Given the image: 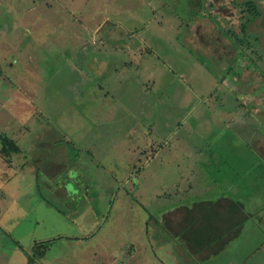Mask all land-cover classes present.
Segmentation results:
<instances>
[{
  "label": "rangeland",
  "instance_id": "rangeland-1",
  "mask_svg": "<svg viewBox=\"0 0 264 264\" xmlns=\"http://www.w3.org/2000/svg\"><path fill=\"white\" fill-rule=\"evenodd\" d=\"M228 88L257 126H229ZM263 122L264 0H0V149H23L0 181V264H262ZM224 195L262 208L198 257L179 213Z\"/></svg>",
  "mask_w": 264,
  "mask_h": 264
},
{
  "label": "crops",
  "instance_id": "crops-1",
  "mask_svg": "<svg viewBox=\"0 0 264 264\" xmlns=\"http://www.w3.org/2000/svg\"><path fill=\"white\" fill-rule=\"evenodd\" d=\"M120 23H121V21L113 22V25H114L113 29L122 27V25H120ZM212 27L209 26V29H214V27L213 28ZM128 28H129V32H131L132 28L131 27H128ZM197 28L198 29L201 28L199 23H198ZM126 29H127V27H126ZM157 31L160 32V34L162 35V37H160V39H161L160 44H163V31L161 29H159ZM198 34L196 33V37L198 36ZM193 37L195 38V34L191 38V40L194 41V42H192L194 49L196 51L198 50V51H200L202 53V50H201V47H200L201 38L198 37L197 39H194ZM104 43H106V42H104ZM222 43L223 42L221 41L220 43L215 44L216 45L215 47L219 46V44H222ZM112 50H115L114 52H112L113 55H114L112 60L115 59V60H118V62H119V59H121V58H123V59H121L119 64L115 62L113 64V67H111L109 72H110V74H113V73H115L114 72V69H115L116 72L124 74V72L129 70V67L133 66V63L131 64V62L134 61V58L132 59V61L131 60H129V61L125 60V57L122 56V52H124V51H122V50L117 51L115 46L113 47ZM131 50H133V53L134 52L136 53L135 48H132ZM141 52H142V55H143V50H141ZM203 54L207 55L208 53L204 52ZM145 55H144V57H146ZM203 57L206 58V56H203ZM94 61H95L96 64H95V67H94V69L92 71H95L94 73H95L96 76H101L102 74L104 75V73H106L107 70H108L107 69V70L104 71V67H105L106 63H108V62L105 59H102V60L99 61L98 58L96 60H94ZM122 63H124V64L126 63L127 68L119 71L118 67H119V65H122ZM146 79L149 82L152 81V77H147ZM242 96L244 97L243 94H242ZM234 97H235V94H233V92L229 88L227 90H222L220 92H216V98L219 99V100H216V101L219 102L220 109L223 108L222 110H229V111L236 110V111H239L236 114V115H238V118L235 117L236 119H234V118L230 119L229 126L233 125L234 123H236L238 121H241V120H242V122H244V124H246L247 121H249L250 124L257 125V122L260 121L259 118L246 117V115L244 116V111H242L243 106H240V109H236L237 105H230L229 104L228 106H221V105H227V104H225V102L227 100H228V102L230 100H235ZM237 100L239 101V98ZM244 108H245V106H244ZM251 109L254 110L253 107H251ZM251 109L248 110V111L250 112ZM201 118H202L201 120L199 118V120L196 122L200 126L202 124L204 125V122H210V117L201 115ZM223 120L224 119H221V122L224 124ZM225 120L227 121V124H228V120L227 119H225ZM16 144L18 145L20 150L12 152V154H9V155L8 154L7 155L4 154L3 151H1L2 149H0V181L1 182L4 181V179L2 177V176H4L3 173L9 172L10 174L13 175L14 172L9 171V169H16V168H14L12 166L10 167L9 166L10 164L8 163V161L11 158L13 159L15 155H19V154L23 153V149L21 148V145L18 144L17 142H16ZM186 152L189 153L190 151H186ZM247 172H248L247 170L244 171V182L248 186L249 182L246 180V177H245ZM7 182H9L8 177L5 178V183H7ZM66 189H68V188H66ZM244 191H247L246 193H248V190L246 189L245 186H244ZM7 195H8V192H7ZM252 195H253V193H252ZM222 197L223 198L220 201H218V209H219V212L221 214H223L224 216H228V218L227 219L223 218L222 220H220L221 221L220 225L215 226V227H213L210 224L204 223L201 226V229H204V234H202L201 236H198V237H197L196 234H193L191 236L192 240L190 239V244H191V246H193V253L196 256H198V257H201V258L202 257H206L209 254V252H212L214 250L218 251V249L223 248L226 245V242H227L226 239L228 240L229 238H231L233 232H235V236H238V235H240L242 233L243 228H244V235H249L248 234V231H249L248 227H249V222H250L249 220L252 217H254L255 212H260V209L258 207L260 205L261 208H262V204H263V202L260 201L261 198L258 199L257 197H253L252 199H244V202H242V201L240 202L241 206H242L241 211L239 209H237L235 213H231L232 210L230 209V207L235 205L234 201H233L235 199H232L231 197L225 196V195L222 196ZM248 201H252V204H251L252 206L248 203ZM194 208H192V209H194ZM190 210H191L190 207L186 208L184 206L183 210L179 213V221L182 222V228L183 229L188 227V226H191V224H190V220L191 219H194L193 226H196V225L199 226L200 225V220L201 221L203 220V218L201 217L200 212L196 211L198 209H194L193 212H191ZM241 222H243V223L241 224ZM257 226L261 227V226H264V225L258 223ZM176 230H177V234H178L179 233V227ZM263 236H264V234H263ZM216 241L219 244L218 247L215 246V244H214ZM250 245H251V249H252V250H250L251 252H255V253H260L261 251L264 252V240L261 242L259 240V235L258 234H257V240L256 241L252 240V243H250ZM184 262H187V260L184 259ZM192 263H195V262L192 261ZM262 264H264V260H263Z\"/></svg>",
  "mask_w": 264,
  "mask_h": 264
},
{
  "label": "trees",
  "instance_id": "trees-1",
  "mask_svg": "<svg viewBox=\"0 0 264 264\" xmlns=\"http://www.w3.org/2000/svg\"><path fill=\"white\" fill-rule=\"evenodd\" d=\"M255 5V7H254V9H253V13L255 14V15H260L261 14V10H260V8H259V6L258 5H256V4H254ZM244 26V25H243ZM206 28H208L209 29V27H206ZM206 28H204V27H201L200 29H206ZM200 29H198L197 28V34H198V36L197 37H200L201 38V41H202V39L203 38H205V37H202L201 36V30ZM215 29V28H214ZM222 29H223V31L225 30L224 29V27L222 26ZM233 39V38H232ZM217 41H215L214 43L215 44H218V43H216ZM255 69H257V70H260V68L258 69L257 67L255 68ZM242 74H244V73H242ZM252 80H250V82H251ZM254 91H257V90H254ZM251 92H253V91H251ZM239 97H238V95L237 96H235L234 97V99L235 100H233L231 103H229L230 105H237V104H235V101L238 99ZM230 102V101H229ZM228 103V100L225 102V104H227ZM228 104V105H229ZM236 109H240V105H237L236 106ZM245 113H247L246 112V110L244 109V116H245ZM251 126H253V127H255V126H257V125H255V124H250ZM2 151H3V153H5V154H11L13 151H19L20 150V148L18 147V145L16 144V141L13 139V138H10L9 136H3V140H2ZM234 201V206H231L230 207V209L232 210V212L231 213H235L236 212V210H237V207H240V208H238L240 211H241V208H242V206H241V203H240V201H238V200H233ZM194 208V207H193ZM194 209H198V210H196V211H199L200 212V214H201V217L203 218V220L201 221L200 220V225L199 226H193V223H194V219H191L190 220V224H191V226H188V227H186V228H182V234L181 235H184L185 237H186V235H187V242H189L188 244H189V246H191V244H190V239L192 240V238H191V236L193 235V234H196L197 235V237L198 236H201L202 234H204V229H201V226H202V224H204V223H207V224H210V225H212L213 227H215V226H218V225H220V220H222L223 218H228V216H224L223 214H221L220 212H219V209H218V201H213V200H210V199H206V200H203V201H200V203H198L196 206H195V208ZM194 209H192L191 208V212H193V210ZM243 222H241V224H242ZM176 232H177V230H176ZM179 234V233H178ZM177 234V235H178ZM47 244V243H46ZM193 245V244H192ZM193 248V247H192ZM34 263V261H33V257H31V262H29V264H33Z\"/></svg>",
  "mask_w": 264,
  "mask_h": 264
}]
</instances>
